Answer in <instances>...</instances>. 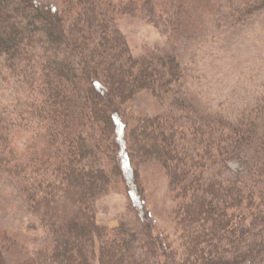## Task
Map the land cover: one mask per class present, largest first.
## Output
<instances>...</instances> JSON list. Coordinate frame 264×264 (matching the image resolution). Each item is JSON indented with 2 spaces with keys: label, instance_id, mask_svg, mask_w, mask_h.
<instances>
[{
  "label": "trees",
  "instance_id": "obj_1",
  "mask_svg": "<svg viewBox=\"0 0 264 264\" xmlns=\"http://www.w3.org/2000/svg\"><path fill=\"white\" fill-rule=\"evenodd\" d=\"M213 1L0 0V174L52 238L33 264H264V96L234 119L206 108L184 50L218 23H251L264 0ZM135 4L167 17L168 48L132 54L116 14ZM142 92L168 112L128 129L120 107ZM18 128L39 143L26 157ZM149 161L179 198L176 247L146 209L136 168ZM119 184L126 209L109 228L97 203Z\"/></svg>",
  "mask_w": 264,
  "mask_h": 264
},
{
  "label": "rangeland",
  "instance_id": "obj_2",
  "mask_svg": "<svg viewBox=\"0 0 264 264\" xmlns=\"http://www.w3.org/2000/svg\"><path fill=\"white\" fill-rule=\"evenodd\" d=\"M140 6H127L124 12L116 14V24L125 35L132 54L141 56L156 48H168L171 42L164 29L167 17L155 22ZM167 9L172 11L169 7ZM223 11L227 12V8ZM219 16L217 13L212 18L206 15L205 21L220 20ZM178 19L183 20V17L179 15ZM241 27L229 31L218 23L202 42L196 41L189 49L184 48L185 53L194 54L193 59L189 55L185 58L192 93L206 108L230 119L240 116L247 107L258 104L264 96V11ZM166 112V102L161 103L147 92L139 93L120 107L128 129L143 117ZM29 130L18 128L14 137L16 152L25 157L30 154L31 147L39 146V143L32 142L35 131ZM229 166L234 171L239 168L236 163ZM136 171L155 235H168L176 247L179 236L173 212L179 198L171 190L158 163L149 161L137 165ZM15 185L0 174V254L5 264H33L38 253L50 245L52 238L48 227L29 209ZM125 194L123 184H119L113 193L97 203V221L100 224L109 228L117 226L126 209ZM160 253L158 249L159 263L162 261ZM94 264L99 263L95 261Z\"/></svg>",
  "mask_w": 264,
  "mask_h": 264
}]
</instances>
